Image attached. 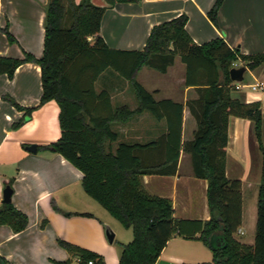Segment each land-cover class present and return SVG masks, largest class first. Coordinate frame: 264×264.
<instances>
[{"label":"trees","instance_id":"1","mask_svg":"<svg viewBox=\"0 0 264 264\" xmlns=\"http://www.w3.org/2000/svg\"><path fill=\"white\" fill-rule=\"evenodd\" d=\"M127 1L131 0L108 3L113 6ZM222 1L216 0L208 11L216 25ZM106 9L91 0H49L43 54L36 57L25 51L22 58L0 55V74L10 78L21 64L37 63L42 87L38 106L50 100L59 106L60 136L43 148L61 154L78 168L83 173L85 192L123 227L132 230L131 241L119 242V264H155L174 235L198 237L213 253L212 261L205 264H264L262 104L235 98V82L230 78L236 61L242 60L253 69L264 62V52L243 54L222 37L198 44L186 29L185 13L155 24L142 49L111 48L101 35ZM0 30L10 42L16 41L7 25L0 26ZM177 56L186 65L185 84L197 92L185 104L155 99L136 79L143 66L166 72ZM108 68L130 83L138 100L135 109L116 107L108 90H97L96 81ZM185 107L197 123L193 138L187 141L182 138ZM33 109L27 108L26 116ZM143 112L165 120L166 132L146 142H118V133L112 126ZM231 116L253 122L263 155L252 245L235 237L243 218V196L242 181L226 175ZM25 117L13 127H20ZM181 151L190 155L194 175L208 182V220L176 218L170 198L150 194L144 188L145 175L176 174ZM7 185L11 186V182ZM28 221L27 214L12 201L0 206V225L19 233L26 229ZM58 243L77 259V264H106L104 257L93 250L64 239ZM71 262V258L53 261Z\"/></svg>","mask_w":264,"mask_h":264},{"label":"crops","instance_id":"2","mask_svg":"<svg viewBox=\"0 0 264 264\" xmlns=\"http://www.w3.org/2000/svg\"><path fill=\"white\" fill-rule=\"evenodd\" d=\"M215 1L131 0L110 6L108 0H91L107 8L101 21V35L111 48L142 49L155 24L185 13L186 29L198 44L222 37L231 48L239 47L243 54L264 52V0H223L217 25L208 16ZM48 3L49 0H0V26L7 25L16 39L10 42L0 30V55L22 58L25 51L36 57L43 54ZM235 64L244 65L242 60ZM185 73L186 65L177 56L166 72L143 66L136 79L155 99L185 104L197 96L195 87L185 84ZM111 77L115 82L110 85L109 93L114 106L135 109L138 100L130 83ZM105 86L102 84L97 90ZM132 92L136 105L128 103L132 102ZM41 93V68L37 63L21 64L12 78L0 74V206L3 190L11 182L12 203L29 220L26 229L19 233L8 225H0V257L4 264H54L53 261L69 258L71 264H77V259L59 245L58 240L64 239L101 254L106 264H119V242L129 240L118 238L114 217L103 206L107 212L101 210L85 192L83 173L78 168L61 154L43 148L58 139L60 127H54L59 113L57 102L50 100L38 106ZM233 96L243 102H261L264 145V62L253 69L247 67ZM27 108L35 109L29 119L14 128L13 124L26 116ZM39 114L48 116L51 126L50 131L47 127L40 135L37 134ZM112 128L118 133V142H146L167 130L165 120H156L149 112L137 114ZM196 128L195 118L185 107L183 141L191 140ZM228 134L226 175L242 181L243 218L235 237L252 245L263 155L251 120L231 116ZM32 143L37 145L36 152L27 148ZM142 181L150 194L172 200L174 217L210 219L208 182L194 175L188 153L181 151L176 174L145 175ZM105 225L115 233L113 243L106 237ZM212 259V251L198 237L174 235L155 264H205Z\"/></svg>","mask_w":264,"mask_h":264},{"label":"rangeland","instance_id":"3","mask_svg":"<svg viewBox=\"0 0 264 264\" xmlns=\"http://www.w3.org/2000/svg\"><path fill=\"white\" fill-rule=\"evenodd\" d=\"M234 66H241V65H237L234 63ZM111 76H115L117 78H122L115 70L111 69V68H108L107 70H105L101 75L100 77L98 78V80L96 81V87L97 89H100L99 86H101L102 84L106 85L105 86V89L108 90V91H111L112 89L110 88V85H112L113 82H115L114 80H112V77ZM122 80H124V78H122ZM128 103H131L129 105H136L137 104V100L132 92V102H128ZM30 116H26L25 118V121L27 119H29ZM56 120V123L54 125L55 129L59 128V123L57 121V117L55 118ZM38 130H37V134L40 135L42 133V131L46 130L47 131V127L49 128V131H50V124H49V118L48 116H43L41 114H39L38 116ZM45 126H46V129H45ZM50 126V127H49ZM34 136V135H33ZM59 136V135H58ZM58 138V137H57ZM56 138V139H57ZM32 144H35V143H32ZM95 204H97V206L107 212L99 203H97L96 201H94ZM109 214V213H108ZM113 218V217H111ZM113 222L115 224V227L118 231V238L119 239H128L129 241H131V239L133 238V234H132V230L131 229H127L125 227H123L121 225V223L119 221H117L116 219L113 218ZM117 238V239H118Z\"/></svg>","mask_w":264,"mask_h":264},{"label":"water","instance_id":"4","mask_svg":"<svg viewBox=\"0 0 264 264\" xmlns=\"http://www.w3.org/2000/svg\"><path fill=\"white\" fill-rule=\"evenodd\" d=\"M142 1V0H138ZM247 67L245 65H241L239 67L234 66L230 69V78L234 82H241L243 80L244 72L246 71ZM29 151L36 152L37 151V145L31 144L27 147ZM12 194L13 189L10 185H6L3 190V199L2 203H8L12 201ZM105 233L108 241L110 243H113L115 239V233L112 230V228L109 225H105ZM0 264H4V260L2 257H0Z\"/></svg>","mask_w":264,"mask_h":264},{"label":"built area","instance_id":"5","mask_svg":"<svg viewBox=\"0 0 264 264\" xmlns=\"http://www.w3.org/2000/svg\"><path fill=\"white\" fill-rule=\"evenodd\" d=\"M261 85H262V83H261V84H255V85L253 86V88H256L257 86H261ZM235 87H236V88L240 87V82H235ZM89 264H92V262L90 261Z\"/></svg>","mask_w":264,"mask_h":264}]
</instances>
